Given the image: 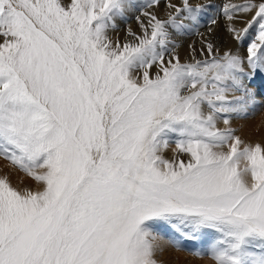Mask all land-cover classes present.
<instances>
[{
  "label": "snow or ice",
  "instance_id": "obj_1",
  "mask_svg": "<svg viewBox=\"0 0 264 264\" xmlns=\"http://www.w3.org/2000/svg\"><path fill=\"white\" fill-rule=\"evenodd\" d=\"M159 3L0 0V156L38 185L0 177V264H160L165 245H184L157 223L185 240L211 233L194 256L264 264V147L231 126L264 78V0L221 9L235 41L256 29L246 56L197 32L203 58L190 46L184 62L176 37L212 5L168 2L160 18ZM133 9L140 31L113 41Z\"/></svg>",
  "mask_w": 264,
  "mask_h": 264
},
{
  "label": "rangeland",
  "instance_id": "obj_2",
  "mask_svg": "<svg viewBox=\"0 0 264 264\" xmlns=\"http://www.w3.org/2000/svg\"><path fill=\"white\" fill-rule=\"evenodd\" d=\"M220 1V2H219ZM169 0H160L159 6H164L166 5L165 3H168ZM219 2V3H218ZM240 3L241 0H202V2H191L193 4L196 3H210L212 7L208 8L200 17L199 25L190 31L185 32L182 35H179L176 37L177 42L179 44V47L177 48V52L179 51L178 49L183 46L181 55L183 57L191 55V48L190 46L194 47L197 50V55L199 56V49L202 47L201 44V36L197 34L199 33H204L205 36L213 42V44H216L219 41H222L221 44L222 49H218L220 52H223L225 50H231L235 53L233 48L236 47L238 50V54L241 56H246L247 55V46L251 42V40L255 37L256 34V29L253 28L251 29L247 36L245 37L244 41L242 43H239L235 41L232 36L228 33L226 30V19L221 11L223 5L225 3ZM136 3H142V0H136ZM214 3V6H213ZM218 4V5H217ZM158 6V7H159ZM158 7L152 9V11H155V9H158ZM162 8V7H161ZM160 8V9H161ZM139 11L136 9H133L132 11H129L127 13L126 19H119L117 20V27L114 30H111L109 32V36L113 39V41L117 40L119 38L124 39L127 36V29L130 27L133 31L139 32V24L135 19L136 15H139ZM158 15V13H157ZM251 13H249L247 16H242L241 18L235 20L234 22H240L239 25H236L238 28L244 27V21L247 19L251 18ZM161 17L160 15H158ZM143 18V17H142ZM165 18V17H163ZM212 19H216V24L213 26V33L208 36V27L210 26V21ZM243 24V25H242ZM132 25V26H131ZM217 29V32H220V35H216L214 33V29ZM226 31V32H225ZM118 33V34H117ZM225 34V35H224ZM118 35V36H117ZM124 35V36H123ZM123 37V38H122ZM184 37V38H183ZM130 39V37H128ZM216 41V42H215ZM124 42V41H123ZM239 46V47H238ZM179 54V52H178ZM180 56V54H179ZM201 58V57H200ZM199 59V58H197ZM186 61V60H185ZM156 69H152V74H155ZM264 82V78H262L259 74L257 75L255 81H253L251 84L248 85L250 92L256 93L255 95V106L250 107L248 114L246 116H240V117H234L231 121V126L236 129V135L240 136V138L244 141L245 144H250V145H255L257 143H261L260 145L264 147V96L260 95L259 92V85ZM247 83V82H246ZM240 93H236V95H239ZM220 127H223V123L220 122L219 124ZM247 136L248 138L245 139ZM262 140V141H259ZM175 143L171 142L169 144V147L164 151L168 154L171 153L170 157L168 159L173 158V149H175ZM226 150V149H225ZM179 159L187 160L188 156L186 154H177ZM165 158L167 157L164 155ZM0 163L3 165H8L12 170V174H17L20 177L27 176L26 173L21 171L18 167L15 165H12L8 160H6L3 156H0ZM3 165V166H4ZM8 169V168H7ZM26 178H29L28 176ZM29 183L21 182L20 184L16 181L15 184L11 183L13 186L16 188L19 187V189L23 190L25 188H31V189H36L38 185L36 184L35 181H33L31 178L29 179ZM32 180V181H31ZM31 182V183H30ZM33 182V183H32ZM17 183V184H16ZM28 183V184H27ZM21 186H19V185ZM30 184V185H29ZM22 187V188H20ZM157 225V226H156ZM162 223H157L153 224L151 227L155 230V233L157 231H162L163 233V238L167 240L169 237H175L177 234L173 232V235L167 234L164 232V229L162 228ZM158 234V232L156 233ZM213 236L211 233H208L206 235H203L197 240H185L182 241L179 236H177L176 239H180L184 247L182 248H175L171 244H167L164 247V252L167 254V260L166 259H161L160 252L156 253L155 258L160 262V264H216V262L207 254L203 256H194L193 255V250L194 249H200L201 251H206L208 248ZM177 251V252H176ZM180 253V254H179ZM182 255V256H181ZM169 256V257H168ZM169 258V259H168ZM164 260V261H163ZM171 260V261H170Z\"/></svg>",
  "mask_w": 264,
  "mask_h": 264
},
{
  "label": "bare ground",
  "instance_id": "obj_3",
  "mask_svg": "<svg viewBox=\"0 0 264 264\" xmlns=\"http://www.w3.org/2000/svg\"><path fill=\"white\" fill-rule=\"evenodd\" d=\"M202 2V0H190V2ZM218 1V0H217ZM169 2H171V3H174V4H180V0H169ZM220 2V1H219ZM218 2V3H219ZM166 4V3H165ZM218 5V4H217ZM213 6H214V3H213ZM162 7V8H161ZM161 8V9H160ZM166 11H167V9H166V5H164V6H159L158 7V9H155V13L157 14L158 13V15H160L161 17L160 18H163V17H165V13H166ZM129 13V12H128ZM235 23V22H234ZM239 23L240 22H236L235 24L236 25H239ZM243 25V24H242ZM132 26V25H131ZM218 28L219 27H217V29H216V27H215V29H214V33H216V35L218 34V35H220L219 33L220 32H217V30H218ZM226 32V31H225ZM213 33V32H212ZM118 34V33H117ZM204 34V33H203ZM120 35H121V33H120ZM120 35H119V40L121 41V43H123V41L125 40V38L124 39H121L120 38ZM225 35V34H224ZM118 36V35H117ZM122 36V35H121ZM124 36V35H123ZM123 38V37H122ZM184 38V37H183ZM216 42V41H215ZM221 42L222 41H219V42H217L216 44H214V46H215V48H217V49H222V44H221ZM239 47V46H238ZM182 48H183V46L182 47H180L178 50V52H179V54H180V59H181V61L182 62H184L185 60H190L191 59V55H188V56H185V57H183L182 55H181V51H182ZM232 50H234L235 51V53H238V50L236 49V47L235 48H233ZM203 58L200 54H199V56L197 55L196 56V58H199V59H201V58ZM219 126V125H218ZM246 138L245 139H247L248 137L247 136H245ZM259 141H262V140H259ZM261 144V143H260ZM163 155H166L167 157V159L168 158H171L170 157V155H171V153H169L168 152V154L166 153V152H164L163 153ZM243 163V162H242ZM4 165V164H3ZM1 163H0V177H3V176H7V178L9 179V181L11 182V183H13V184H15V182L14 181H16V182H18L19 184L21 183V182H23V184L25 183V182H28L29 183V179L30 178H26L27 176H24V177H20V176H18L17 174H12V172L14 171V170H12L8 165H4L3 166ZM8 168V169H7ZM32 181V180H31ZM27 183V184H28ZM31 183V182H30ZM33 183V182H32ZM17 184V183H16ZM18 184V185H19ZM30 185V184H29ZM16 186V185H15ZM14 186V187H15ZM19 186H21V185H19ZM20 188H22V187H20ZM18 189H19V187H18ZM22 190V189H21ZM157 226V225H156ZM162 228L164 229V232H166L167 234H173V230L171 229V228H169L166 224H163L162 225ZM156 229L154 228V231H155ZM158 232V235H160V236H164L163 235V233H162V231H157ZM156 232V233H157ZM175 233V232H174ZM171 234V235H172ZM176 234V233H175ZM175 234H173V235H175ZM178 236V235H177ZM177 236H176V238H177ZM182 241H184V239L183 238H181V237H179ZM166 246V245H165ZM177 252V251H176ZM158 254V253H157ZM180 254V253H179ZM160 256H161V259H166L167 260V254H165V252H164V250L163 251H160ZM182 256V255H181ZM169 257V256H168ZM157 258V257H156ZM169 259V258H168ZM164 261V260H163ZM171 261V260H170Z\"/></svg>",
  "mask_w": 264,
  "mask_h": 264
}]
</instances>
